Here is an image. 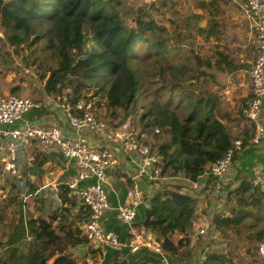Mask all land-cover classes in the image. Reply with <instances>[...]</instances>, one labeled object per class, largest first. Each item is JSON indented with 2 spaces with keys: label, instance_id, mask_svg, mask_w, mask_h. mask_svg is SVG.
<instances>
[{
  "label": "trees",
  "instance_id": "trees-1",
  "mask_svg": "<svg viewBox=\"0 0 264 264\" xmlns=\"http://www.w3.org/2000/svg\"><path fill=\"white\" fill-rule=\"evenodd\" d=\"M145 6L133 12L134 26H127L125 17L128 14L124 12L121 0H0V27L16 55L31 38L48 39L47 48L56 51L58 66L65 60L70 65L57 90L70 88L74 92V97L68 98L71 102H75L82 93L89 99L88 93H99L111 84V87L107 86L106 98L103 95L102 103L97 102V105L109 101L111 106L126 111L136 104L140 91L145 87L144 82L153 86V100L147 101L138 119L143 128L137 134L138 139L148 144L158 156L164 176H182L198 181L208 172L209 165L223 157L233 141L227 125L231 114L222 110L221 96L215 90L201 91L196 87V83L204 82L201 79L206 77L217 87L213 74L203 77L200 69L196 73L189 64L171 60L168 56L170 47L161 38L166 29L148 11L145 12ZM206 6L201 4V8ZM148 9L156 12L158 7L151 2ZM188 19L192 21L191 27ZM202 19L201 14L186 18L184 31L188 34L181 36L177 33L175 42L191 41L193 33L209 41L217 40L220 34L218 22L209 20L208 26L203 27L198 24ZM140 44L144 45L143 55H139L136 49ZM158 56L161 57L151 61L150 70H142L147 75H139L140 61L146 62ZM160 60L166 65L155 71ZM204 66L211 67V64L207 60ZM47 91L52 92V87ZM178 104L185 111L183 117L178 114L180 108L176 109ZM241 114L240 119L249 123L243 109ZM110 124L112 128H121L123 122ZM250 126L253 131V126ZM249 140L246 138L243 143ZM25 152L22 149L20 155L25 157ZM28 181L29 177L21 172V176L11 184L14 189L10 190L17 193L13 194L14 198L18 199L22 187L35 191ZM175 185L180 189L182 181L176 180ZM228 189L227 201L234 196L235 206L231 207L230 216L213 215V224L220 231L225 230L239 224L243 218L255 217L254 214L259 212L263 218H255L252 224L257 227L254 240L258 244L264 241V194L248 182ZM31 197V200H22L17 205L18 222L12 225L16 233L10 234L6 243L0 244V264H77L74 250L79 245L95 252L88 246V240L80 236L81 227L88 220V210L79 207L74 221L70 220L69 215L77 206L74 190L62 185L58 191L61 206L52 209H47L46 200L41 201V196ZM12 201L11 198L5 199L0 206V219ZM195 202L190 195L162 187L149 198V207L141 208L140 214L138 207L135 218L138 222L134 221L131 227L136 232H140L141 227L150 230L163 252L171 255V262L189 261L192 251L189 230L193 224ZM24 211L26 215H23ZM104 219L101 222L105 230L115 232L121 241L128 237L131 227L115 217ZM74 223L77 226L72 228ZM6 233L9 234L8 231ZM28 237L31 240L24 247L23 241ZM102 251L104 264H120V261L114 262L128 252L125 248L109 245H105ZM221 256L210 252L208 264H228ZM136 257L138 255H132L130 260Z\"/></svg>",
  "mask_w": 264,
  "mask_h": 264
},
{
  "label": "built area",
  "instance_id": "built-area-1",
  "mask_svg": "<svg viewBox=\"0 0 264 264\" xmlns=\"http://www.w3.org/2000/svg\"><path fill=\"white\" fill-rule=\"evenodd\" d=\"M241 1V8L252 20L256 32V53L248 69L251 96L243 107L253 131L248 143L244 144L239 138L233 139L223 157L209 166L206 175L211 176L210 186L216 193L221 191L235 156L250 145L264 142V0ZM35 109L45 112L44 117L35 119L41 122L25 119V114ZM50 113H53L52 119L48 118ZM48 122L52 125H46ZM34 146L56 149L69 164H73L75 173L69 178L67 186L75 191L80 205L88 210V220L82 226V235L90 244L101 249L105 245L113 248L125 246L132 253L140 247H146L161 255V264H208L210 252L207 248H202L189 261L174 263L167 259L151 231H131V236L121 242L115 232L104 229L101 221L109 207L107 171L120 161L130 162L136 172L132 178L143 182L148 188L144 191L137 183L131 182L124 202L116 207L118 220L129 227L135 221L138 207L149 203V198L162 187L174 184L176 180L182 181L180 191L196 199L195 192L203 189L207 181L164 176L159 158L150 146L140 141L135 132L127 133L122 127L112 128L108 120L99 115L92 99L81 95L71 102L66 96L58 95L35 102L4 93L0 89V176L19 178L20 151ZM84 182L88 183L81 185ZM188 183L192 188L188 187ZM249 183L264 194V171L255 169ZM223 201L224 195L216 204L220 205L219 202ZM208 229L211 231L209 236ZM217 230L210 220L205 227L199 228L198 233L208 236L210 240ZM256 252L264 262V241L259 243Z\"/></svg>",
  "mask_w": 264,
  "mask_h": 264
},
{
  "label": "rangeland",
  "instance_id": "rangeland-1",
  "mask_svg": "<svg viewBox=\"0 0 264 264\" xmlns=\"http://www.w3.org/2000/svg\"><path fill=\"white\" fill-rule=\"evenodd\" d=\"M151 2H154L156 7H158L156 12L148 9ZM121 4L124 8V12L128 14V17H125L127 26H134L132 20L133 12L139 7H143L145 4V12L148 11V13L166 29V32L161 34V38H163L170 47L168 56L171 60L175 63L189 64L196 73H198L200 69V72H203V77L209 76L211 73L215 76V82L217 81L216 77L218 75L216 67H212L214 59L217 57L215 56V41H207L204 36L200 38L196 33H193V40L188 41L186 39L184 42L176 43L175 35L177 33L181 36L186 35L187 32L184 31V28L187 27L184 20L192 14H201L203 19L198 21V24L205 26L209 20L219 21L221 19L230 24V18L232 17L231 10L234 8H237L234 10L235 19H238L239 15L244 13L241 9L242 6L239 0H121ZM201 4H206L207 6L201 8ZM188 20L191 27L192 21L190 19ZM47 40V38H31L21 50V53L16 55L3 33V28L0 27V89L4 93H11L19 97L29 98L35 102H42L43 99H48L53 96L56 97L58 95H64L67 99L74 97V92H72L70 88L62 89L60 87V91L58 92L57 90L60 86V81L66 76L65 72L69 69L70 65L65 60L61 61L60 66H58L59 59L57 58V53L55 50L47 48ZM136 49L139 55H143L144 45L140 44ZM160 57L161 56L151 60L149 59L146 62L140 61L138 65L139 75L146 76L147 74L142 73V70H150L149 65L151 61L159 59ZM207 60L210 62L211 67L204 66V62ZM159 62L160 63L156 65L157 69L155 71H158L160 66L164 67L166 65L164 61L160 60ZM51 70H54L52 74H50ZM167 78L170 79L168 74ZM206 78L201 79L205 80L204 82L196 83L197 89L201 91L211 89L215 90L216 93L220 92V89L216 87L214 82ZM144 83L145 87L140 91L136 104L126 111L122 108L111 106L112 104L109 101L101 105V98L103 95L106 98L107 86L111 87V84L107 85L106 88L99 93L93 91L88 94L91 97L90 99L95 102L98 112L103 118H106L109 123L112 122L116 124L121 120V122H123L121 127L124 131L127 133L135 132L139 134L140 129H143L138 122L139 116L147 101L153 100L151 96L153 86L147 82ZM217 84L220 85L218 81ZM50 86L52 87V92L47 91ZM176 94L177 93H175V95ZM82 95H84V93H82ZM97 102H101L99 106ZM176 109L179 110L178 114L183 117L185 111L179 107V104ZM48 118L52 119L53 113H50ZM24 162V160H20L23 169L21 171L20 168V173L23 172V174H26ZM17 179L16 177L6 175L0 176V206H3L5 199L11 198L13 200L11 205L4 211L3 218L0 219V244L6 243L9 235H14L16 233L12 225H16L18 222L19 214L17 213V205H19V202L22 200H25L27 193H33L27 186L22 187L23 191L20 195L18 194V199L14 198L13 194L17 193L10 189H14L11 187V184ZM231 182L232 180L228 178L227 174V178L223 181L220 192L216 193L212 186L208 193L203 192L202 189L195 192L196 205H198L201 210L205 211L206 216L208 213L223 215L222 217L231 215L230 210L235 206L234 196H231V200L227 201L225 195V193L229 191L228 188H230V190L232 189ZM112 187L117 189L116 183H114ZM45 195L47 198V209H52L59 205L55 198L58 196L57 191L47 190L45 191ZM223 195L224 201L219 202L221 207L215 209V206L218 205L216 203ZM27 200L31 199L28 198ZM226 212L228 213L226 214ZM254 215L255 217L243 218L239 224L227 227L225 230H217L210 240L208 238V236L211 235L209 229L208 236H205L198 233L199 226L191 228L189 230V236L193 256L195 257L202 248H207L208 252H215L218 255H222L223 257H221L224 258L228 264H251L254 260L261 261L256 252L259 244L254 240L257 227L252 226V224L256 221L255 218L262 219L263 215L259 212H256ZM205 225L206 223L201 227H205ZM7 231L9 234L6 233ZM28 238L29 240L26 238L23 241L24 247L27 246V241L31 240L30 237ZM88 244L91 250L95 252L87 251L86 249L81 252H76V250H74L77 264H104L102 261V249L100 247H95V244ZM89 254L91 256L87 258ZM261 263L264 264L263 261Z\"/></svg>",
  "mask_w": 264,
  "mask_h": 264
},
{
  "label": "crops",
  "instance_id": "crops-1",
  "mask_svg": "<svg viewBox=\"0 0 264 264\" xmlns=\"http://www.w3.org/2000/svg\"><path fill=\"white\" fill-rule=\"evenodd\" d=\"M239 1L242 2L241 0ZM236 9L237 8L231 10L232 17L230 18V24L223 19L217 21L220 34L217 40H213L216 44L215 56L217 57H215L212 67H216V70L218 71L216 79L220 84L217 87L220 89V92L218 93L221 96L222 110L231 114V119L227 122L229 132L233 139L239 138L245 143L246 141L244 140H246V138L249 140L252 134L251 124L248 123L246 119H240V117L242 115L241 111L251 95V83L247 71L256 53V33L252 20L245 13L240 14L238 19L234 18V10ZM208 24L209 21L205 26L203 25V27H207ZM32 111L25 114V119H28L31 122H41V120L35 119L44 117L45 112L40 109ZM262 115L264 118V111L262 112ZM50 122L46 125H52ZM61 124L64 125V123ZM23 160L25 161L26 175L30 179L28 182L31 183L32 189L35 190L32 194H29V196L27 195L25 200L28 198L30 199L31 195H39L41 196V201L46 200L47 202L45 191L55 190L58 194L60 187L62 185H67L69 178L75 173L73 164H69L56 149L34 146L26 150L25 157H22L21 161ZM255 169L264 171V142L260 145H250L240 154L235 156L234 161L228 170V178L232 180L230 183L231 187L234 188L242 182L249 183ZM22 170L23 169L21 167V171ZM135 174V169L132 167L130 162L120 161L119 164L108 169L106 191L108 194L109 207L106 209L104 214L105 219H103L105 221L111 217L117 218L116 207L124 202L126 191L131 186V182L137 183L142 190L147 191L148 188L143 182L132 178ZM27 179L28 178H26V180ZM200 180H205L206 183L207 178L204 176ZM114 183H116L117 189L112 187ZM188 187L192 188V185L188 183ZM210 187L211 186L209 184L206 185L202 189L203 192L208 193ZM55 198L59 203L58 206H61L58 196ZM76 201L77 206L69 215L71 221H74L75 214L79 207H81L78 198H76ZM196 203L197 202H195V214L192 228L195 226L201 227L207 222L210 223L211 218L215 215L208 213L206 216L205 211L201 210ZM144 207L148 208L149 203L141 204L139 206V214L141 208ZM220 207L221 205H216L215 209ZM227 213L228 212H226V214ZM23 215H26L25 211ZM136 222H138L137 219L135 223ZM76 224L77 223H74L71 227H76ZM131 231L135 230L131 227L128 231V237L125 236L126 239L131 236ZM140 231L150 230H146L141 227ZM80 236L82 235L80 234ZM27 240H29V238H27ZM125 240L120 241L125 242ZM121 248L127 249L128 252L125 255H121L114 263L120 261V264H123L125 261L127 264H161L162 262L160 254H157L146 247H140V249L134 253L130 252L128 247L124 246ZM84 249L85 247L83 245H79L76 252L84 251ZM146 251L149 252V254H146ZM132 255H138V257L131 261L130 257ZM190 255L192 258L193 250ZM90 256L91 255L89 254L87 258ZM165 256L169 261H171V255L165 253ZM261 262L262 261H257L255 264H262Z\"/></svg>",
  "mask_w": 264,
  "mask_h": 264
},
{
  "label": "clouds",
  "instance_id": "clouds-1",
  "mask_svg": "<svg viewBox=\"0 0 264 264\" xmlns=\"http://www.w3.org/2000/svg\"><path fill=\"white\" fill-rule=\"evenodd\" d=\"M209 166H210V165H209ZM208 170H209V168H208ZM207 173H208V172H207ZM207 173H206V174H207ZM206 174L203 175V176H201V177L199 178L198 181H202V180H200V179H201L202 177L205 176V177L207 178V183H206V185H208V184L210 185L211 183L208 182V181H209V179L212 180V179H211V176L206 175ZM175 186H176L175 183H174V184L172 183L171 185L165 186V188L168 189V190H170V191H175V192L177 191V192H180L181 194H185V193H183V192L180 191L182 187H180V189H177ZM204 187H205V186H204ZM204 187H203V188H204ZM173 189H174V190H173ZM225 194H226V196H227V193H225ZM185 195H186V194H185ZM195 200H196V199H195ZM216 228L219 230V228H218L217 226H216Z\"/></svg>",
  "mask_w": 264,
  "mask_h": 264
}]
</instances>
